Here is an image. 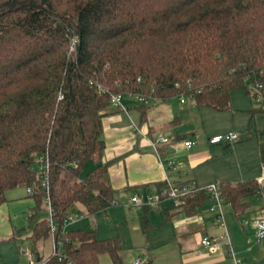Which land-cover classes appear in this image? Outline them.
I'll return each mask as SVG.
<instances>
[{
    "label": "trees",
    "instance_id": "1",
    "mask_svg": "<svg viewBox=\"0 0 264 264\" xmlns=\"http://www.w3.org/2000/svg\"><path fill=\"white\" fill-rule=\"evenodd\" d=\"M238 89L264 113V0H0V204L9 188L34 190L35 244L49 234L47 219L35 220L46 194L61 227L76 203L92 215L115 202L109 161L101 160V121L114 94L147 102L182 95L223 110ZM39 155L49 160L47 192L32 167ZM218 184L236 215L259 190L254 178ZM206 193L188 194L165 220L195 214ZM150 210L138 212L146 235ZM61 238L74 264H95L102 252L121 262L117 237L67 228ZM31 252L39 264L62 263Z\"/></svg>",
    "mask_w": 264,
    "mask_h": 264
},
{
    "label": "crops",
    "instance_id": "2",
    "mask_svg": "<svg viewBox=\"0 0 264 264\" xmlns=\"http://www.w3.org/2000/svg\"><path fill=\"white\" fill-rule=\"evenodd\" d=\"M186 98L190 97H185L183 102L178 97L150 100L144 105L135 98L140 103L129 99L123 103L125 109L118 107L120 109L110 111L108 108L101 121V135L105 141L101 160L109 161L114 200L118 191L132 195L157 191L166 180L195 182L200 186L209 182H239L254 178L259 182V190L248 197L249 206L243 213L236 215L230 203L222 201L224 228L216 223L219 210L212 208L214 200L207 191L208 197L193 215L181 212L165 220L164 213L171 211L174 205L165 203L161 206L167 199L159 202L160 208L157 206L156 211H161L164 222L172 223L175 241L163 242L159 252L146 256L145 264H264V238L256 241L253 224L257 215H264V156L260 150L264 144V113L256 110L260 100L255 98L254 103L243 101L234 107L230 102L223 110L204 106L207 109L203 112L206 120L202 121V128L189 129L182 127ZM227 131L236 132L238 138L221 143L208 141L210 135ZM159 135L170 136L171 143L156 149L151 140ZM184 139L196 142L187 147ZM168 159H173V166L166 164ZM5 194L7 200L0 204V240L15 238L29 227V213L32 214L35 206V198L24 186L9 188ZM14 208L28 209L26 218L12 214ZM205 215L213 216L211 225L206 224ZM224 231L231 249L225 245L226 238L220 237ZM205 235L219 236V239L205 246L200 242ZM3 256L5 254L1 253L0 263Z\"/></svg>",
    "mask_w": 264,
    "mask_h": 264
},
{
    "label": "rangeland",
    "instance_id": "3",
    "mask_svg": "<svg viewBox=\"0 0 264 264\" xmlns=\"http://www.w3.org/2000/svg\"><path fill=\"white\" fill-rule=\"evenodd\" d=\"M129 99L135 100L136 103H140L135 98H130L125 96L122 103L127 102ZM255 98L249 94H246L245 91L238 89L232 92L231 94V106L243 103V101L255 102ZM133 102V101H132ZM184 107L186 109V114L182 117V127H196L198 129L202 128V121L206 120V116L203 112L207 108L202 106H195L192 102V99L186 98ZM110 111L115 109H120L118 107L110 104L108 107ZM94 165V161L89 159L85 165L83 172L87 171ZM32 167L35 170L39 168V162H33ZM214 182L206 183V186ZM17 187V186H16ZM154 192H135L134 194L142 193V195L156 194ZM132 193L126 194L122 191H118L115 194V202L107 207L105 210L100 211L94 215L88 214L80 203H76L75 206L70 210V213L74 215L73 220H69L67 224L68 229L72 228H93L96 230V234L99 238H108V237H117L120 240L121 244V262L114 261L108 252H102L98 256V260L95 264H135V259L141 258L140 264H145L146 256L153 255L154 253L159 252V247L163 242L175 241L174 240V231L172 223L164 222L163 215L161 211H156V207L151 206V210L148 214L151 229L149 234L146 235L143 233L140 228L138 221V212L140 208H136L134 204H130V197ZM167 199L165 202L160 204L163 206L165 203L174 202L172 199ZM79 205V206H76ZM143 204H141L142 206ZM159 205V206H160ZM158 206V207H159ZM160 208V207H159ZM12 214H16V217L24 216L28 209L20 210L19 208L12 209ZM160 210V209H159ZM200 213V210H199ZM67 214V215H68ZM206 216V215H205ZM204 216V217H205ZM49 217L48 207L43 200L41 208L37 211L35 215V220L47 219ZM213 216H206L205 222L207 225L213 223ZM225 220H227L225 218ZM30 228L27 227L23 229L20 234H16L15 238H5L0 240V254L4 253L3 261L0 264H27L26 255L23 253V250L32 251L36 248L40 258L42 260L46 259L53 253V242L50 233L46 237L38 239L34 244L31 238H29ZM62 264V263H59Z\"/></svg>",
    "mask_w": 264,
    "mask_h": 264
},
{
    "label": "built area",
    "instance_id": "4",
    "mask_svg": "<svg viewBox=\"0 0 264 264\" xmlns=\"http://www.w3.org/2000/svg\"><path fill=\"white\" fill-rule=\"evenodd\" d=\"M130 96V95H129ZM122 93L114 94L111 97L110 103L115 107H120L122 109H125L126 106L122 103ZM133 97V96H131ZM185 96H180L179 99L181 102L184 101ZM141 102L146 103V99L143 96H140L138 98ZM238 138V134L234 131H227V132H221V133H215L208 137V141L210 143H221V142H227L232 141L234 139ZM196 141L194 139H184L183 143L187 147H190L193 145ZM171 138L168 135H159L156 138H153L151 140V144L158 149L160 145L163 144H170ZM37 162H39V187L44 189L46 192L49 188V182H48V176L47 172L49 170V160L47 155H39L37 158ZM173 159H168L166 161V164L168 166H173ZM198 188H204L210 195V197L214 200V204L212 208H218V214L216 216V223L224 228L225 222L223 213L221 211V203L224 200L221 196L219 184L217 182L211 183L206 186H199L195 182H179V181H171L166 180L165 184H163L160 188H158L156 194H146L142 195L141 193L134 194L130 198L131 204H134L136 208H140L141 204H148L152 207H155L158 205V203L165 198L172 199L174 202V205H179L183 202L184 198L190 194L195 192ZM33 189L31 187H27V192L29 194L33 193ZM45 203L48 207L49 217L47 218V222L49 224V233L52 237L53 242V254H55L60 260H62V264H74L70 259L66 258V253L63 251V245H64V239L61 238V234L64 233L66 230V226L69 222V220L74 219L73 214H68L66 218L62 221V227L59 225L57 221L53 219V211L51 208V203L48 194L45 195ZM30 215V213H29ZM253 224L255 227V239L256 241H261L264 238V215H257L254 220ZM220 237H225V245L228 249H231V246L229 244V238L227 235V232L224 231ZM219 236H203L200 239L201 244L208 246L216 241H218ZM23 253L26 255V261L27 264H39L38 258L31 252L27 250H23ZM135 264L141 263V258L135 259ZM239 264V263H237Z\"/></svg>",
    "mask_w": 264,
    "mask_h": 264
},
{
    "label": "water",
    "instance_id": "5",
    "mask_svg": "<svg viewBox=\"0 0 264 264\" xmlns=\"http://www.w3.org/2000/svg\"><path fill=\"white\" fill-rule=\"evenodd\" d=\"M168 150L170 151V150H171V148H168Z\"/></svg>",
    "mask_w": 264,
    "mask_h": 264
}]
</instances>
